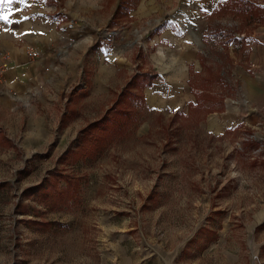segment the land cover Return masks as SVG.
Wrapping results in <instances>:
<instances>
[{"label":"rangeland","instance_id":"1","mask_svg":"<svg viewBox=\"0 0 264 264\" xmlns=\"http://www.w3.org/2000/svg\"><path fill=\"white\" fill-rule=\"evenodd\" d=\"M33 1L66 38L0 103V264H264V0Z\"/></svg>","mask_w":264,"mask_h":264},{"label":"crops","instance_id":"2","mask_svg":"<svg viewBox=\"0 0 264 264\" xmlns=\"http://www.w3.org/2000/svg\"><path fill=\"white\" fill-rule=\"evenodd\" d=\"M51 1L44 0L45 8L56 6V3H50ZM219 1L221 0H215L211 11ZM29 7L36 9L39 4L33 0H28L27 4H20L18 0H12V3L7 5L0 4V13L9 15V20L6 21L7 27L0 28V66H6L1 73L6 79L5 83L0 82V91L5 90L0 93V103L7 104L8 101L10 103L18 99L16 96L6 94L12 92V89L19 97L28 96V94L30 96L31 92L40 85V81L35 80L41 77L45 67L53 61V55L59 54L58 50L56 53H51L52 45L55 46L58 40L60 42L66 38L64 34L67 25L62 23L63 16L59 9L55 12L54 19L48 20L42 15L35 20L21 11L22 8ZM17 9L20 11H16ZM23 17H29V19L25 20ZM31 49L39 50L40 56L35 59L29 58L27 51Z\"/></svg>","mask_w":264,"mask_h":264},{"label":"trees","instance_id":"3","mask_svg":"<svg viewBox=\"0 0 264 264\" xmlns=\"http://www.w3.org/2000/svg\"><path fill=\"white\" fill-rule=\"evenodd\" d=\"M47 1H51V0H47ZM233 1H236V3H239L240 4V2L238 1V0H233ZM244 2H245V7H244V9H247V8H249V7H251L252 5H254V4H251V3H248L246 0H244ZM229 3V0H221V1H219L218 3H217V5H216V7L212 10V13L213 12H217L216 10L218 9L219 11L220 10H223V9H225V7L227 6V5H229L230 7H233L234 8V6H236L235 4H228ZM258 5H256V7H257ZM253 7H255V6H253ZM259 7V6H258ZM129 8V7H128ZM151 79L148 81V84H150L151 82ZM101 123H102V125H101ZM104 124H103V121L102 120H99V121H95V122H93V123H91L90 124V126H94V127H101V126H103ZM98 129V128H97ZM82 135L85 137L86 136V134L88 133V129H82Z\"/></svg>","mask_w":264,"mask_h":264},{"label":"snow or ice","instance_id":"4","mask_svg":"<svg viewBox=\"0 0 264 264\" xmlns=\"http://www.w3.org/2000/svg\"><path fill=\"white\" fill-rule=\"evenodd\" d=\"M20 4H27L28 0H18ZM12 0H0V4L7 5L11 4ZM16 11H20V9H17ZM23 19L27 20L29 17H23ZM9 15L7 13H0V21H8Z\"/></svg>","mask_w":264,"mask_h":264},{"label":"built area","instance_id":"5","mask_svg":"<svg viewBox=\"0 0 264 264\" xmlns=\"http://www.w3.org/2000/svg\"><path fill=\"white\" fill-rule=\"evenodd\" d=\"M27 56L31 59H35L37 57L40 56V51L39 50H36V49H31V50H28L27 51ZM6 69V66H0V76H1V73L3 72V70ZM8 92H10L9 89H7Z\"/></svg>","mask_w":264,"mask_h":264}]
</instances>
